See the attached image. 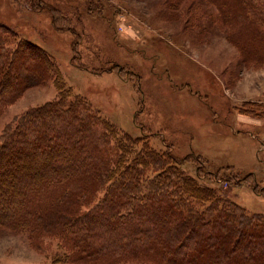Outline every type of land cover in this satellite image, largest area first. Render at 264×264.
<instances>
[{"label": "trees", "instance_id": "16d2710c", "mask_svg": "<svg viewBox=\"0 0 264 264\" xmlns=\"http://www.w3.org/2000/svg\"><path fill=\"white\" fill-rule=\"evenodd\" d=\"M192 1L209 7V22L241 62L264 65V2ZM51 7L59 27L67 17ZM16 37L0 23V116L31 86L53 79L58 94L0 135L1 228L28 233L47 253L55 240L58 261L73 264H264V213L195 179L182 184L174 173L183 175V158L173 164L152 147L138 149L140 139L73 93L45 49L24 38L10 46ZM223 180L244 182L229 174Z\"/></svg>", "mask_w": 264, "mask_h": 264}, {"label": "rangeland", "instance_id": "374dc122", "mask_svg": "<svg viewBox=\"0 0 264 264\" xmlns=\"http://www.w3.org/2000/svg\"><path fill=\"white\" fill-rule=\"evenodd\" d=\"M191 2L0 0V23L18 37L10 46L24 38L45 49L73 93L140 139L138 149L152 147L173 164L183 158V175L174 173L182 184L195 179L264 213V114L256 110L264 111V65L241 62L236 46L209 22V7ZM187 4L195 8L186 12ZM51 6L67 17L62 27ZM57 94L53 79L24 90L2 112L0 135L27 108ZM227 174L244 182L222 181ZM57 252L55 240L47 253L28 233L0 227V264H73L58 261Z\"/></svg>", "mask_w": 264, "mask_h": 264}, {"label": "crops", "instance_id": "0c3cea01", "mask_svg": "<svg viewBox=\"0 0 264 264\" xmlns=\"http://www.w3.org/2000/svg\"><path fill=\"white\" fill-rule=\"evenodd\" d=\"M248 100H254V98L253 99H248ZM262 119H264V116L262 117Z\"/></svg>", "mask_w": 264, "mask_h": 264}]
</instances>
